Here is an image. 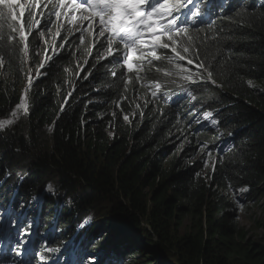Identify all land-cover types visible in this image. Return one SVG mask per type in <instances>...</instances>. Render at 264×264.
<instances>
[{"label":"trees","instance_id":"obj_1","mask_svg":"<svg viewBox=\"0 0 264 264\" xmlns=\"http://www.w3.org/2000/svg\"><path fill=\"white\" fill-rule=\"evenodd\" d=\"M237 7L211 33L192 32L220 85L207 100L220 104L221 125L236 143L234 150L224 147L205 163L198 150L216 135L206 132L199 139L187 124L178 123L174 109L162 112L150 100H132L119 109L123 92L132 95L119 73L112 77L106 59L95 67L85 64L77 43L61 46L65 30L55 42L63 49L60 57L48 61L39 69L45 74L38 76L45 49L47 55L52 52L45 44L53 40L47 19L41 20L44 38L29 36L26 57L15 42L12 55L7 48L0 53V120L12 118L27 86L24 119L0 131V198L6 214L13 204H42L44 219L37 231L43 236L38 234L34 244L44 251H33L28 264H42L41 257L47 264H69L74 252L99 253L112 244L106 258L113 257L112 264H168L172 253L175 264H264V244L248 237L239 223L244 211L264 200V0L259 7L250 2ZM58 23L69 28L66 19ZM170 66L166 60L158 64ZM49 184L54 192L46 190ZM243 188L246 202L236 195ZM55 215L58 238H47ZM261 224L264 228V218ZM21 229L24 225L14 229L8 220L3 228L18 242ZM75 238L81 241L67 251L64 246ZM23 240L29 251V234ZM46 247L60 251L50 256ZM77 257L72 264H84ZM17 259L3 256L0 262Z\"/></svg>","mask_w":264,"mask_h":264},{"label":"snow or ice","instance_id":"obj_2","mask_svg":"<svg viewBox=\"0 0 264 264\" xmlns=\"http://www.w3.org/2000/svg\"><path fill=\"white\" fill-rule=\"evenodd\" d=\"M207 3L208 0H79V2L78 0H0V53L7 48L8 54L12 55L11 46L15 42L21 46L20 51L26 57L29 36H34L36 40L44 38L45 31L40 30L41 20L47 19L52 25L47 31L52 33L53 40L45 41V44L51 48L52 55H47L46 48L47 59L37 66L38 76L45 74L39 69H44L48 61H52L53 57H60L63 49L58 48L55 37L60 35L61 30H65L70 35L80 32L76 50L84 57L85 64L88 63L87 57L92 56L93 48H96L93 67L111 57L109 63L114 65L110 70L112 76H116V69L121 67L125 69V73L133 72L137 67L133 63L134 58L140 61V70H143L145 62L147 65H152L153 61L167 60L176 68L188 71L189 74L185 78L196 83L193 75L199 77L200 73L193 74L179 63V61L187 60L188 65L195 63L198 69L207 72V77H203L204 80L215 84L212 73L200 59V50L195 45V37L192 35V32L202 31L201 25L211 27V22L204 19L208 13L200 7L201 4ZM42 5L43 10H41ZM25 13H27V25ZM62 18L66 19L72 27L65 29L63 24L58 23ZM53 27L56 29L54 32ZM86 36L92 39L88 45L80 47L84 45ZM158 50L168 54L159 55ZM37 55L40 54L37 53ZM69 55L75 56V51L70 52ZM3 65V55L0 54V67ZM125 73L121 74L122 78H126ZM84 79H87V76ZM31 83L32 78L29 76V86ZM157 87H159L158 84ZM26 92L27 89H25ZM153 95L155 96L156 93L153 92ZM17 108H23L25 114L27 113V102L24 98ZM12 116L18 118L15 111ZM210 116L212 113L206 114V118ZM124 119L128 120V117L124 116ZM13 122L12 119L0 120V131ZM213 123L217 122L213 121ZM46 190L52 192V185L49 184ZM241 191H247V188ZM35 199L37 198L33 197V200ZM239 207L242 211L243 205ZM20 232L21 239L17 243V249L27 243L23 240V235L29 234L25 229H21ZM45 251L58 253L60 249L46 247ZM20 254L17 251V255ZM41 261L42 264H47L43 257ZM93 264H95L94 261Z\"/></svg>","mask_w":264,"mask_h":264},{"label":"clouds","instance_id":"obj_3","mask_svg":"<svg viewBox=\"0 0 264 264\" xmlns=\"http://www.w3.org/2000/svg\"><path fill=\"white\" fill-rule=\"evenodd\" d=\"M247 2L255 3L257 7H259L262 0H208L207 4H201L200 7L203 11L207 12L208 14L205 15L204 19L206 21L211 22V27H208L207 25H201L202 31H199L200 36L206 35V33H211L212 30H215L222 21L221 17H224L227 13H229L231 10H237V4H245ZM27 13H25V19H26ZM79 15V14H77ZM69 27H72L66 20ZM87 22H85L86 24ZM80 35V32H75V34H66L65 39L63 40L61 46L68 47L70 43H77L79 45L78 37ZM58 37H55V42ZM49 39H53L52 35H49ZM92 37L85 38L84 45H80V47H84L85 45H88ZM64 41H68V44L64 43ZM99 47V45H97ZM60 48V47H58ZM178 50L179 46H178ZM92 56L87 57L88 64L95 63V54H96V48L92 49ZM159 55H167L168 53L158 50ZM52 55V52H51ZM182 55H185L182 53ZM111 57L106 59V63L104 66H106L110 70L114 67L113 64L109 63V60ZM200 59L204 61V64L206 67L207 64L205 60L202 57L201 51H200ZM84 60V57L82 58ZM104 61V60H102ZM161 61H153L152 65H147V63H144L143 70L139 69L140 61L133 59L134 65H137V67L134 68L133 72L131 73H125L124 68H117L116 73H119L120 79L124 81V85L128 88V91L131 92L132 95H128L127 93L123 92L122 98L118 102L119 109H123L125 106H129V104L132 102V100H135L136 103H139V100L146 103L147 100H150L154 104V102H157L162 110V112L165 111V107H171L174 109V111L177 113V119L178 123L192 129L193 133L197 135V137L200 139V135L208 132L213 135H216V137H209L207 140L203 141V144L208 148L212 153L214 152H222L224 147H231L232 150L236 147V143L234 141V135L233 133L226 132V130L221 125V116L219 113V110L217 109L220 107L219 103H215L216 101L212 102V100H207V97H211L214 99L213 95L209 94V91L216 86H220L218 81L213 77L212 80L215 81V84H213L211 81H206L203 79V77H207V72H204L203 69H198L195 65H188L187 60L179 61L180 64L184 66L185 69L190 70L193 74L196 72L200 73V76L197 77L196 75H193V80H196V83H193L190 80H187L185 77L189 74L188 71H183L181 69H178L175 67L174 64H171L170 67H166L165 69L158 68V64ZM167 61V60H166ZM153 66L156 69V73L153 70ZM208 71L211 72V70L208 67ZM122 73H125L126 78H122ZM164 73V74H163ZM166 73L175 74L177 76H180L179 79L176 81H173V77L165 75ZM212 73V72H211ZM80 73L78 72L76 74V79L78 80ZM115 78V76H112ZM150 78H156V80H152ZM146 82L143 86L135 87L132 86L133 83H140V82ZM157 84L159 87H157ZM28 85V84H27ZM106 87L109 89L112 87V83L109 81L105 82ZM27 87V86H26ZM25 87V89H26ZM132 89V90H131ZM153 92L156 93V95H153ZM191 93V95H189ZM137 94V96H136ZM135 95V96H134ZM194 97V98H193ZM170 100V102L166 105H163L165 100ZM215 103V104H214ZM139 106V104H138ZM195 110H198V114H195ZM204 112H210L212 113V116L204 118L201 116ZM213 121H216L217 123H213ZM2 184V183H1ZM15 193V192H14ZM17 198L14 194V200ZM23 205L26 210L29 209V212L32 214H36L34 209H39L34 206H27L26 203H20V205L16 208L13 204V207H11L8 211L14 209H19V207ZM5 203L3 201H0V258L3 259V254L11 248H16L18 241L15 239L10 238L7 236L3 230L7 220L9 222L10 227L17 228L21 225H24V229L27 231L28 226L26 223H22L21 221L17 220V210L13 211L10 215V217L4 216L5 215ZM244 211L243 213H245ZM242 213V214H243ZM42 219H44L43 216V208L41 211H39L37 220L40 222ZM40 223H38L35 226V229L39 226ZM32 225V224H31ZM83 231V229L80 227L79 232ZM49 236H47L48 238ZM84 241L87 240V238H82ZM77 240V238L73 239L71 242ZM36 242V241H35ZM67 243V247L71 245L72 243ZM71 243V244H70ZM34 244V243H33ZM112 246H108L105 248V250L99 252V253H91L86 254L82 253L80 256L81 263L84 262V264H89V260L92 259V256L95 254H101L102 252H105V257L103 258V264H107L110 259L106 260L107 256L110 255V251L112 249ZM18 250V249H15ZM89 251V250H88ZM113 261V257L111 258ZM9 260L8 262H10ZM28 262H31V260L25 259H17L15 264H28ZM73 262V261H72ZM0 264H4L0 262ZM112 264V263H111Z\"/></svg>","mask_w":264,"mask_h":264},{"label":"rangeland","instance_id":"obj_4","mask_svg":"<svg viewBox=\"0 0 264 264\" xmlns=\"http://www.w3.org/2000/svg\"><path fill=\"white\" fill-rule=\"evenodd\" d=\"M68 43H66L67 45ZM28 81V79H27ZM25 89V87H24ZM24 95V99L27 100V96L26 93L23 92ZM21 104V102L19 103V105ZM28 106V104H27ZM195 114H198V110L194 111ZM16 113H17V117L18 118H14L12 116V120H14L13 123H17L21 118V121L24 119L23 114H25L24 109L23 108H16ZM209 112H204L201 114V116H203L204 118H206V114ZM9 120V119H8ZM13 123L9 126H12ZM203 150H198V152L200 153L201 156V160L203 163L207 162V161H211L216 159V156L214 153H212L208 148L203 147ZM208 153H211V155H208ZM204 154L208 155L207 157H204ZM9 177V176H7ZM24 179V178H23ZM54 192V191H52ZM17 192L15 193V197L17 196ZM237 195V199L241 198L243 201H247V197H246V192L245 191H237L236 193ZM42 204L40 206L39 209H34L36 214H32L31 212H29V209L26 210L25 207L23 205H21L19 207V209L17 210V215L20 219V221L23 223H26V225L28 226L27 232L29 233V236L31 238V245H30V250L31 251H44V248L41 247H37L35 245H33L32 243H35V241L38 238V234L39 232L35 229L34 225H37L39 223V221L37 220L39 211H41L42 209ZM7 217H10V213L7 210ZM264 218V200H261L258 204L252 205L248 212L246 211L245 213L241 214V218L239 219V223H240V227L243 229L244 232H246L248 234V237H250L251 239H253V241H255L256 243H261L264 244V228L263 225L261 224V219ZM55 219H56V223L55 225L48 231H46L45 236H51L53 238H58L59 233L56 231L55 226H57L58 228V222H59V217L57 215H55ZM31 220V221H30ZM33 224V226L31 225ZM43 227L45 229H48V226L43 225ZM60 232V231H59ZM111 233L110 231L106 228V233L105 236H109ZM40 236H43L42 234H39ZM138 237H140V233L136 232V234ZM73 244L67 246H64V248L68 251L71 250L73 248ZM113 245V244H112ZM66 253V252H65ZM174 253L170 254V258L165 260L167 261L168 264H175L174 260H173V255ZM50 256H53L54 253H50ZM78 256H81V253H75L74 255L71 256L70 259V263L72 264V261H77ZM96 257V258H94ZM105 257V252H102L101 254H95L94 256H92V259L89 260V264H93V261L95 262V264H103V258ZM50 259V258H49ZM34 260V259H33ZM112 263V259H110V261L107 264H111Z\"/></svg>","mask_w":264,"mask_h":264},{"label":"bare ground","instance_id":"obj_5","mask_svg":"<svg viewBox=\"0 0 264 264\" xmlns=\"http://www.w3.org/2000/svg\"><path fill=\"white\" fill-rule=\"evenodd\" d=\"M157 103V102H156ZM131 117V116H130ZM193 193H195V192H193ZM185 219V218H184Z\"/></svg>","mask_w":264,"mask_h":264}]
</instances>
